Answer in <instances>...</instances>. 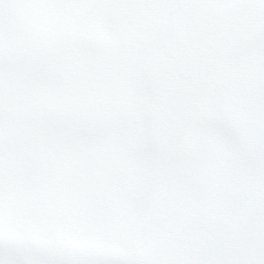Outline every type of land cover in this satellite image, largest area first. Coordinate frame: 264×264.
Segmentation results:
<instances>
[{
  "label": "snow or ice",
  "instance_id": "obj_1",
  "mask_svg": "<svg viewBox=\"0 0 264 264\" xmlns=\"http://www.w3.org/2000/svg\"><path fill=\"white\" fill-rule=\"evenodd\" d=\"M0 264H264V0H0Z\"/></svg>",
  "mask_w": 264,
  "mask_h": 264
}]
</instances>
